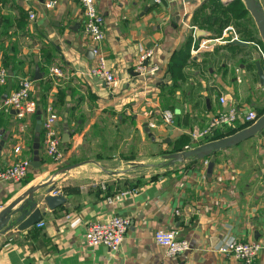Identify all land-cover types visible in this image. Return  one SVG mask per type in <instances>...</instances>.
<instances>
[{
    "label": "crops",
    "instance_id": "obj_1",
    "mask_svg": "<svg viewBox=\"0 0 264 264\" xmlns=\"http://www.w3.org/2000/svg\"><path fill=\"white\" fill-rule=\"evenodd\" d=\"M47 1L0 0V65L8 75L0 85V170L21 158L39 162L20 181L0 180L2 209L57 170L74 167L34 193L43 226L36 223L20 229L18 223L7 222L0 230V264H240L213 249L226 234L242 242H258L257 263L264 264V128L216 151L210 175L203 165L209 157H191L171 166L163 160L165 154L175 152L174 145L184 135L195 145H184L182 150L206 142L205 137L192 140L190 132L206 126L221 109L219 96L233 100L243 113L264 109V85L254 64L262 40L247 10L245 18L255 25L253 35H246L240 25L243 20L236 19L242 18L244 1L233 8L240 9L239 15L232 16L228 9L234 0H95L104 19L106 65L120 78L114 89L88 74L96 59L83 33L79 2L55 0L52 8H46ZM257 1L264 11V0ZM248 36L254 38L243 40ZM234 37L248 45L233 44ZM148 49H153L148 66L159 67L153 76L135 71L138 55ZM176 54L183 60L173 79L167 69ZM7 57L12 60L5 66ZM51 66L60 68L64 77H50ZM36 67L41 82L33 79ZM23 77L34 81L32 94L39 102L41 119L48 107L58 115L60 163L46 154L41 128L39 148L36 153L31 149L37 113L27 118L22 130L15 112L2 108ZM46 83L51 85L48 90ZM164 110L172 111V124L163 122ZM238 123L214 130L224 132ZM135 136L162 152L153 173L107 169L102 165L121 162V157L105 154L94 159L85 153L95 142L98 148L109 147L108 142L116 148L120 140ZM17 146L19 152L14 150ZM130 153L145 155L134 147ZM140 158L139 164L152 167ZM28 175L32 180L24 184ZM49 188L51 194L65 197L54 209L43 200ZM112 215L129 222L120 246L116 250L89 246L88 223ZM157 229L176 230L178 238L188 240L189 250L167 255L154 242Z\"/></svg>",
    "mask_w": 264,
    "mask_h": 264
},
{
    "label": "built area",
    "instance_id": "obj_2",
    "mask_svg": "<svg viewBox=\"0 0 264 264\" xmlns=\"http://www.w3.org/2000/svg\"><path fill=\"white\" fill-rule=\"evenodd\" d=\"M82 7L84 15L83 33L91 43V51L96 59V63L88 69V74L104 81L111 89L118 87L120 78H118L106 65L105 54L102 50V43L105 39L104 19L100 11L97 9L95 0H77ZM55 0H48L45 4L46 8H52ZM29 17L33 18L34 13L29 12ZM261 56L264 55L261 53ZM153 57V49H148L140 53L137 57L135 71L143 76H153L159 67L153 63L148 66V60ZM48 75L50 77L62 78L64 74L58 67H50ZM7 70L0 65V85L5 84L7 80ZM33 80L29 77H23L19 80L18 86L10 92L2 103V108L6 111L12 109L15 116L20 119L21 129L24 130L27 125V118L37 112V101L33 98ZM221 105L215 115H213L206 126L190 132V137L194 141H199L212 133V131L222 126H233L236 122H244L251 125L258 117V113L254 110L247 109L243 113L237 104L221 95L218 98ZM242 112V113H241ZM58 115L48 107L41 119V131L43 145L46 154L57 163L63 160V154L60 149V135L56 128ZM162 120L165 124L173 123V113L170 110H164ZM246 126V127H247ZM193 148V147H192ZM20 146L15 147V152H19ZM190 149L185 146L184 150ZM208 164V159L203 160V165ZM31 161L28 158H21L7 167L0 170V180L20 181L23 179L29 168ZM52 194L57 195L56 192ZM124 194V193H123ZM2 206L0 205V211ZM128 219L112 215L105 220L90 221L85 231V240L89 246L104 245L109 250H116L123 241L125 232L128 227ZM44 222H37V226H43ZM154 242L165 248L167 255L173 256L189 250L190 244L188 240L178 238L177 231L174 229H157L153 234ZM215 252L226 257H233L240 264H258L257 256L261 250L258 242H242L232 234L224 235L216 246L213 248Z\"/></svg>",
    "mask_w": 264,
    "mask_h": 264
},
{
    "label": "water",
    "instance_id": "obj_3",
    "mask_svg": "<svg viewBox=\"0 0 264 264\" xmlns=\"http://www.w3.org/2000/svg\"><path fill=\"white\" fill-rule=\"evenodd\" d=\"M246 10L250 13L253 18L255 25L257 27L259 36L262 40L264 46V11L257 0H243ZM179 16H177L176 20ZM231 42L236 45L247 46L248 41L240 40L236 37L232 38ZM260 54L256 53L254 55V64L256 69V74L259 78L260 85H264V67L259 61ZM41 78L38 67L35 68V74L33 76L34 80H39ZM37 113L35 121V131L40 132L41 125V115ZM264 128V113H262L251 125L242 128L232 134L225 137L207 141L198 146L187 150H180L176 152H171L163 156L164 165L171 166L175 163L182 162L183 160L191 157L196 158H206L209 157L207 164V174L210 175L213 169L215 157L214 153L218 150L226 149L234 146L246 139L253 137L255 134L260 132ZM67 132V129H66ZM67 135V133H66ZM39 136L33 138V149L36 153L39 148ZM39 165L38 161L33 160L31 166L37 167ZM73 166H66L56 171L52 176H47L43 181L36 183L28 187L22 194L11 201L7 206H5L0 211V230L4 227L7 222L18 223L20 229L27 228L39 222L41 220L43 212L37 207H35L36 202L34 200V193L50 183L52 178L57 174H60L66 170H69ZM48 194L43 197L46 206L49 209H54L65 202V197L62 195L51 194V188L48 190ZM19 204L17 207L16 205Z\"/></svg>",
    "mask_w": 264,
    "mask_h": 264
},
{
    "label": "rangeland",
    "instance_id": "obj_4",
    "mask_svg": "<svg viewBox=\"0 0 264 264\" xmlns=\"http://www.w3.org/2000/svg\"><path fill=\"white\" fill-rule=\"evenodd\" d=\"M243 6H244V4H243ZM233 8L234 7H232L231 9H228V11H230V14L232 16L239 15L240 9H238L237 11H234L235 9H233ZM246 15L243 14L241 16L242 18H236V19L243 20L240 23V25H241V28L243 30L248 31V32H246V35L247 34H252L253 35V33L255 32V28H254L255 25L253 24V21H249L248 19L245 18ZM243 35H245V34L243 33ZM258 53L260 54L259 55L260 56L259 57V61L261 62V64L264 67V57L261 56V53L264 55L263 43H262V46H260V49H258ZM259 104H263V103H257V105H259ZM124 135H126V133H124ZM133 142H134L135 145L131 146V144ZM98 144H99L98 142L93 143L92 146H95V147L90 148V150H87L85 153L89 154V156L91 158H94V159H97V158L99 159V157L101 155H105V154H108V155H114L115 154V155H118V156L121 157V162H117V160L115 162H108L107 164L102 165L104 168H107V169H110V168H124L125 169L126 168L127 171L128 170L130 171L129 172L130 174H132L131 172L153 173V170H157L159 168L157 166L153 167V164L155 165L156 163H160L159 162L160 161L159 154H161L162 152L161 153L157 152L158 150L153 148L150 144H147V143L143 144L138 139V136H135L134 138H130L127 141L120 140L118 142V145H117L116 148H113V147L110 146L111 142H108L109 147H106V148H98V147H96V145H98ZM133 147L135 148L136 151L138 150V151L144 152V154L146 156L149 155V157L148 158H144L145 155L133 156V155H136V154L130 153V151L133 149ZM129 153L132 155L130 158L126 157ZM133 157H135V158H133ZM140 157L143 158V161L150 162V164H152V167H151V165H149L147 163H146V165L139 164L138 162H140V160H141Z\"/></svg>",
    "mask_w": 264,
    "mask_h": 264
},
{
    "label": "trees",
    "instance_id": "obj_5",
    "mask_svg": "<svg viewBox=\"0 0 264 264\" xmlns=\"http://www.w3.org/2000/svg\"><path fill=\"white\" fill-rule=\"evenodd\" d=\"M231 8L232 7H234V6H242V3H241V1L240 0H234V1H232L231 3H230V5H229ZM243 14H245L246 13V9L243 7ZM254 37L253 36H248L247 37V39H244L243 38V40H252ZM44 54H46V53H44ZM180 59V60H179ZM11 58H9V57H7L5 60H4V64H5V66H7L10 62H11ZM183 60V57L182 58H179V55L178 54H176V55H173L172 57H171V59H170V63H169V67H168V69H167V72L170 74V76L173 78V79H175L176 78V76L179 74L178 73V71H180V69H181V67H182V61ZM39 67L41 68L42 67V65L39 63ZM39 82H41V80H38ZM18 86V85H17ZM50 87H51V85L50 84H48V83H46L45 85H44V88H45V90H48V89H50ZM62 92H59V94H61ZM33 98L37 101V99L35 98V95H33ZM39 108H40V105H39V102H38V104H37V111L39 110ZM264 112V109H261L259 112H258V115H260V114H262ZM42 113V112H41ZM236 123H238V122H236ZM248 124H246V123H242V122H240V123H238V126L236 127L235 126V128H232V129H227V130H225L224 132H222V131H217V130H213L212 131V133L210 134V135H208V136H206L205 138H204V141H211V140H215V139H219V138H222V137H224V136H226V135H229V134H232V133H234V132H236L237 130H239V129H242V128H245L246 126H247ZM38 134H40V132L39 133H35V134H33L32 135V137H31V139H30V144H31V149L33 148L32 147V140H33V138L35 137V136H37ZM186 139H185V138ZM184 145H195V142H193V141H189L188 139H187V136H182L179 140H178V142L174 145V147H173V150L172 151H180V150H182L183 149V147H184ZM204 159V158H203ZM154 179V176L152 177V180ZM32 180V176L31 175H28L24 180H23V183L24 184H26V183H28L29 181H31Z\"/></svg>",
    "mask_w": 264,
    "mask_h": 264
}]
</instances>
